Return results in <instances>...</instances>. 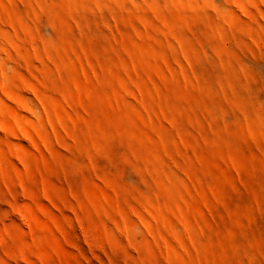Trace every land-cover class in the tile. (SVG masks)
I'll return each instance as SVG.
<instances>
[{
    "label": "rangeland",
    "instance_id": "rangeland-1",
    "mask_svg": "<svg viewBox=\"0 0 264 264\" xmlns=\"http://www.w3.org/2000/svg\"><path fill=\"white\" fill-rule=\"evenodd\" d=\"M0 264H264V0H0Z\"/></svg>",
    "mask_w": 264,
    "mask_h": 264
}]
</instances>
